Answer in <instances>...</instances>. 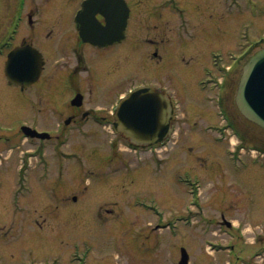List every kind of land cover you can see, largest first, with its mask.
<instances>
[{
  "label": "rangeland",
  "instance_id": "1",
  "mask_svg": "<svg viewBox=\"0 0 264 264\" xmlns=\"http://www.w3.org/2000/svg\"><path fill=\"white\" fill-rule=\"evenodd\" d=\"M154 1L157 0L151 3ZM187 1L184 5L189 6L193 27L206 32L197 40H187L191 52L181 54L182 48L178 49L183 63L161 65L164 84L171 85L180 98L187 128L180 130L176 142L174 139L163 150L161 167L153 161L156 150L137 154L125 152V141L112 135L109 128L94 123L81 128L70 126L65 129L70 141L64 147L78 151L79 157H69V162L61 157L67 171L62 180L54 179L56 167L51 168L54 170L51 178L38 177L45 172L47 158L42 157L37 167L25 176V184L31 186L29 191L18 194L13 190L14 184L21 180L17 172L18 158L21 150L33 147L22 141L21 148H15L14 157H9V147L2 144L0 152H5L4 156L8 157L0 160V264H176L183 248L190 254V264H228V260L231 264H257L255 261L264 264V155L243 151L239 158L245 157L249 162V158L259 155L258 163L254 160L235 169L236 163L232 162V165L229 160L236 156H229L226 148L234 150L237 140L233 138L229 145L219 144L213 141L214 132L203 131L202 126L221 121L216 114L217 108L205 100L206 92L197 86L188 90L193 81L197 85V80L203 76L201 70L195 79L196 65L201 69L210 65V52H224L225 63L231 61L230 53L233 54L231 57L244 54L241 57L243 66L264 47V0H237L240 11L235 7V0ZM132 2L139 4L138 0ZM13 8L14 0H0V40L9 35L5 32L10 31ZM163 9L158 20L147 5L146 11L134 13L131 25L139 27L140 16L143 17L138 33L147 36V25L150 36L158 39L160 57L166 59L165 55L172 49L178 19L169 8ZM145 43L143 39L138 42L144 66L123 65L129 69L125 76L121 75L119 67L109 79L112 82L104 85V88H110L107 94H99L103 86L96 79V90L90 95V103L105 106L118 87L123 86L124 92L142 82V78L152 83L158 80L159 67L152 62L156 46L146 40ZM5 60V56H0V84L5 80ZM117 61L121 63L122 60ZM187 62L194 65L186 66ZM240 68L234 75L236 80ZM98 77L103 76L98 74ZM54 88L42 96L34 95L37 107L42 101L40 109L43 112L50 94L60 95L62 99L69 96L65 87L60 94L56 86ZM1 93L0 106L6 104L4 99H9L7 95H10ZM12 93L14 101L0 111V123L9 125L14 119H35L37 115H33L32 110L38 112V119L41 117V125L46 128L55 127L62 120L60 114L49 110L42 113L32 105L28 108L25 97L16 99L20 96ZM195 124H200V128L191 134L188 130ZM252 130L254 128H248V131ZM255 131L257 142L264 145V131L259 128L254 134ZM250 137L255 139L252 134ZM112 140L114 147L109 145ZM53 146L54 142L47 143V148ZM49 154L57 158L56 153ZM77 159L84 166L78 164ZM32 161L34 159L31 165ZM186 171L201 178L198 196L201 207L189 203L188 188L177 179L178 174ZM156 196L161 203L154 201ZM188 208L194 214H189ZM221 218L239 223L237 226L242 230L243 239L239 238L237 229L225 225L220 229ZM167 223V229L160 228ZM209 243L230 244L234 250L232 253L227 250L213 253L207 247Z\"/></svg>",
  "mask_w": 264,
  "mask_h": 264
},
{
  "label": "flooded vegetation",
  "instance_id": "2",
  "mask_svg": "<svg viewBox=\"0 0 264 264\" xmlns=\"http://www.w3.org/2000/svg\"><path fill=\"white\" fill-rule=\"evenodd\" d=\"M85 1L86 0H14V8L12 11L13 21L9 32L11 34L9 48L3 49L2 56H7L9 52H12L14 58V52H19L20 56L15 60V64H19L22 62L23 56H30L29 53H31L33 55V68H35L34 66L38 63H41V74L36 76V80L33 83L25 87L17 85L16 83L10 86L8 82V85L2 82L0 84V87H2L0 88V93L3 92L6 95H10H7L9 99H4L6 104L0 106V111H2L4 106L8 108L9 105L7 104L14 101L11 95V93L14 92L16 95L20 96L16 99L25 97L24 99L26 100L25 102L28 108L32 105V107L38 109L42 113L49 110L51 113L60 114L62 120L58 121L55 127H49L48 129L44 125H41V117L39 120V114L34 110H32L34 112L33 115H37V117L32 119V123L30 122L33 129L42 130L39 126L44 127L42 131L51 130L50 128H52L54 133H52L48 140H54L56 143L54 145L58 147V150L70 141L69 134L67 130H65L70 126L81 128L88 123H94L102 128L113 129L115 124L114 116L118 103L131 88L122 92L123 86L118 87L117 90H114L110 95V97H113L112 100L114 101L111 102V100V103L109 102L105 106L99 105V103H90V95H94L96 90V79L100 81L103 86L99 94H107L110 88H104L106 87L104 85L112 82L109 79L118 72L117 70L119 67H121V75L125 76L129 72V69L123 65L132 64V68L140 64L144 66L140 60L142 48H138V42L143 39L144 44H146V40L148 43L156 46L155 51L152 53V62L157 63L159 67L156 73L158 80L150 83L168 92L175 101L176 112L172 124L174 132L169 142H173L174 139L176 142V136L179 134V131L187 130V128H185L186 115L183 114L180 98L173 90L174 88L171 85L164 84L161 76L163 73L160 71V68L161 65L167 63H183L182 59H180V55L192 51L187 40H197L201 33L206 32L204 29H202L201 32L197 31L196 28L193 27L192 24L194 23V19L190 15L189 6L184 5V2L188 1L157 0L151 3L153 0H138L139 4L137 6L132 0H125L130 9V18L125 29V38L121 42L107 45L86 42L82 38V25L80 21H77V17L83 12V4ZM147 5L150 7L152 15L158 20L162 17L164 7L169 8L171 12H173L172 15L174 14L178 19L175 28L176 31L174 32L175 36L173 38L174 42L172 49L168 52V55H165L166 59L160 57L159 47L157 46L158 39L150 36L151 33L147 30V25H145L147 36L138 33L139 28H141V20H144L143 17L141 18L140 16L139 27L136 28L131 25L134 13L137 11L140 13L141 11H146ZM113 7L114 5L99 4V12L95 14V17L105 25V15L102 11L106 14H110ZM83 16L90 18L94 15L88 13ZM94 27L98 28L97 25ZM6 33L7 32H5V34ZM40 37H42V39H40ZM4 39H6L5 36L0 40V44ZM204 40L205 36H203V42ZM160 44L162 45V43ZM34 48L39 50L41 54L37 53L36 56L32 50ZM179 48L183 50L181 54L178 51ZM119 59L122 60L121 63L117 61ZM202 59H206L205 55H203ZM126 61L130 63H126ZM187 61H190V59ZM185 64L186 66L194 65L192 63L188 64V62ZM240 66V74L236 80L234 75ZM18 67L21 66H14V70ZM196 67L197 74H195V79L200 75L201 70L203 76L197 80V85L193 84L194 81L192 84H188L190 86L188 90L197 86L200 90L206 92V94H204L205 100L213 107L217 108L216 114L221 119L218 123H208L202 126L203 131L206 133L211 131L214 132L216 136L213 137V141L223 145L232 144L233 138L235 137V139H237L235 143L236 148L234 150H231L230 147L226 148V151H228L231 156L235 155L238 157V153H241L244 147H248V145L257 148V145H253V143H258V133L255 131L254 134V130H257V127H253L251 123L244 120L236 103L237 87L243 68L242 59L235 58L231 60L229 65L222 64L218 67L215 65L214 61L212 66L211 64L204 65L203 69H201V67L198 68V65H196ZM210 69L211 71H208ZM98 74H101L103 77H98ZM20 77L21 75H18L17 78ZM141 81L143 84L147 83L146 78H142ZM141 83L139 85H141ZM55 86L59 94L63 87L68 89L69 96L62 99L60 95L56 96L50 94V101H48L46 110L43 112V110L40 109L43 107L42 101H40L37 107L35 105L34 95L42 96ZM177 87L180 90L182 89L181 86ZM44 103H47V100H45ZM68 113L70 114L68 115ZM80 114L81 116H79ZM14 120H12V122ZM199 128L200 124L191 125L188 131H191L192 134V131ZM248 128H254V130L248 131ZM250 134L254 136V140L250 137ZM246 139H249L250 143H248ZM6 140L14 143L19 140V134L17 132L11 133L10 137H7ZM28 140L34 147L37 145L36 143H39L41 149H44L43 146L45 144L43 141L45 140L38 138H28ZM110 146L114 147V144ZM45 149L48 152V157H52L49 152L56 153L54 148L45 147ZM249 150L252 151V149ZM232 152H234V154H231ZM56 157L62 156L57 155ZM156 161L158 164H161L162 157H157Z\"/></svg>",
  "mask_w": 264,
  "mask_h": 264
},
{
  "label": "water",
  "instance_id": "3",
  "mask_svg": "<svg viewBox=\"0 0 264 264\" xmlns=\"http://www.w3.org/2000/svg\"><path fill=\"white\" fill-rule=\"evenodd\" d=\"M97 0H89L92 6ZM104 1V0H102ZM115 5L119 2L115 0ZM120 15L107 16L106 30H115L109 38H119L126 25L128 10L121 7ZM89 28L92 38L94 35ZM111 32V31H110ZM8 74L11 77L12 56H9ZM236 101L242 115L264 129V48L256 52L244 65ZM173 110L166 96L152 87H142L126 98L118 113L119 131L139 146L158 144L169 132ZM183 251L181 264H187Z\"/></svg>",
  "mask_w": 264,
  "mask_h": 264
}]
</instances>
